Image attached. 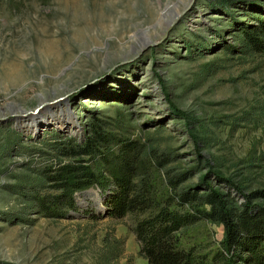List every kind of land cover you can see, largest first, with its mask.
<instances>
[{
  "label": "rangeland",
  "instance_id": "1",
  "mask_svg": "<svg viewBox=\"0 0 264 264\" xmlns=\"http://www.w3.org/2000/svg\"><path fill=\"white\" fill-rule=\"evenodd\" d=\"M263 23L264 0H0V264H146L107 205L124 150L171 207L210 187L264 209ZM94 127L108 145L67 154ZM81 164L99 182L71 192ZM224 239L205 218L179 233L245 264Z\"/></svg>",
  "mask_w": 264,
  "mask_h": 264
},
{
  "label": "trees",
  "instance_id": "2",
  "mask_svg": "<svg viewBox=\"0 0 264 264\" xmlns=\"http://www.w3.org/2000/svg\"><path fill=\"white\" fill-rule=\"evenodd\" d=\"M245 32L251 44L256 46L259 44L257 34H264V23L256 31ZM108 139L102 130L94 127L83 142L75 146H67V149H70L67 154L93 155L101 151L102 145H108ZM130 157L133 160H130ZM134 158L130 149L122 151L116 158L111 171L115 188L107 199V205L111 216L120 218L128 214L134 215V231L141 243L143 255L147 259L146 264L240 263H237L236 257L232 259L222 249L213 254L201 255L194 251H187L180 246L181 229L200 218L224 224V247L227 252L236 254L240 249L246 253L243 254L244 256L238 255L245 264H264L263 208L253 213L249 203L237 204L233 200L229 201L228 194H222L210 187L200 194L190 189L179 190L175 197L180 206L171 207L170 200L164 202L156 200L147 185V178L141 174L140 166ZM86 167L81 164L76 167V170H67L70 173L64 178L67 186L74 180L69 188L71 192L73 189L89 186L95 181L99 182L94 172L81 171V168ZM258 192L264 193V189ZM68 196L71 198L70 194ZM205 204L209 206L203 207ZM185 205L189 207L185 209Z\"/></svg>",
  "mask_w": 264,
  "mask_h": 264
},
{
  "label": "bare ground",
  "instance_id": "3",
  "mask_svg": "<svg viewBox=\"0 0 264 264\" xmlns=\"http://www.w3.org/2000/svg\"><path fill=\"white\" fill-rule=\"evenodd\" d=\"M170 8H166L165 9V12L162 14V15H160L162 18L164 17V16H166V14L165 13H167V12H169L168 10H169ZM161 18V21L163 20ZM165 18V17H164ZM43 102L42 103H40V105L39 106H37L34 110H27L26 112L28 113V114H32V115H35V114H37L38 112H39V110L43 107ZM39 109V110H38ZM38 110V111H37ZM16 118L17 117H20V114H17V113H15V114H13Z\"/></svg>",
  "mask_w": 264,
  "mask_h": 264
}]
</instances>
